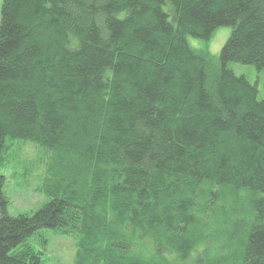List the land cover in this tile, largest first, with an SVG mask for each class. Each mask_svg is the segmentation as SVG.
<instances>
[{"label": "trees", "instance_id": "1", "mask_svg": "<svg viewBox=\"0 0 264 264\" xmlns=\"http://www.w3.org/2000/svg\"><path fill=\"white\" fill-rule=\"evenodd\" d=\"M222 24L216 60L188 43ZM231 60L264 67V0H0V158L47 152L32 213L0 173V264H46L40 228L75 264H264V98Z\"/></svg>", "mask_w": 264, "mask_h": 264}, {"label": "rangeland", "instance_id": "2", "mask_svg": "<svg viewBox=\"0 0 264 264\" xmlns=\"http://www.w3.org/2000/svg\"><path fill=\"white\" fill-rule=\"evenodd\" d=\"M230 32V26H217L209 37L187 35L193 47H205L216 60L220 47ZM235 73H243L250 82L255 83L257 96L264 98V67L257 68L253 63L228 61ZM7 148L0 158V173L4 174L2 191L8 198L7 212L32 213L47 198L40 187L44 182L43 166H46L47 152L31 140L6 139ZM36 249L46 264H75V238L70 234L57 232L52 228H40L23 240ZM152 247V246H151ZM150 251V248H146ZM173 264H189V259H176Z\"/></svg>", "mask_w": 264, "mask_h": 264}]
</instances>
